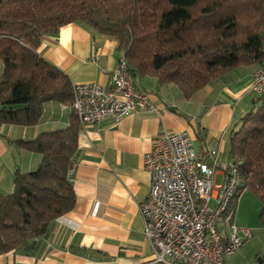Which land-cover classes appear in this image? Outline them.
Wrapping results in <instances>:
<instances>
[{
	"label": "trees",
	"instance_id": "1",
	"mask_svg": "<svg viewBox=\"0 0 264 264\" xmlns=\"http://www.w3.org/2000/svg\"><path fill=\"white\" fill-rule=\"evenodd\" d=\"M73 23L113 38L130 72L175 84L187 99L235 69L264 63V0H0V127L37 125L47 102L73 108L70 78L38 53L46 37ZM81 127L73 109L66 129L9 141L42 159L36 170L15 173L11 193L0 191V256L42 253L57 220L75 208ZM227 157L242 189L261 201L264 228V92L231 133Z\"/></svg>",
	"mask_w": 264,
	"mask_h": 264
},
{
	"label": "crops",
	"instance_id": "2",
	"mask_svg": "<svg viewBox=\"0 0 264 264\" xmlns=\"http://www.w3.org/2000/svg\"><path fill=\"white\" fill-rule=\"evenodd\" d=\"M38 53L66 73L73 85L109 86L111 70L123 57L113 38L78 23L65 25L58 35L46 37ZM3 68L0 61V76ZM256 68L235 69L191 99L185 98L175 84L136 75L138 90L161 107L160 113L136 111L119 121L108 118L92 127L82 126L72 174L75 208L57 220L42 253H7L0 256V264L153 263L155 257L145 239L140 212L151 187L144 155L152 151L155 138L188 133L199 155L219 149L221 160L230 161V135L258 96L250 89ZM72 113L71 106L51 101L44 104L37 125L0 127L1 192L11 193L15 173L36 170L42 159L38 153L9 141H34L41 133L66 129ZM236 216L234 223L251 230L252 238L235 255L225 258V264H260L264 261V228Z\"/></svg>",
	"mask_w": 264,
	"mask_h": 264
},
{
	"label": "built area",
	"instance_id": "3",
	"mask_svg": "<svg viewBox=\"0 0 264 264\" xmlns=\"http://www.w3.org/2000/svg\"><path fill=\"white\" fill-rule=\"evenodd\" d=\"M250 89L264 92V63L253 73ZM73 109L83 127L108 118L119 121L136 111H161L138 90L124 56L111 70L109 86L74 85ZM143 162L151 187L140 212L155 257L151 264H225V258L252 238L251 230L234 223L236 195L246 191L238 166L221 160L219 149L211 148L201 156L188 133L172 134L155 138ZM223 216L224 222H219Z\"/></svg>",
	"mask_w": 264,
	"mask_h": 264
},
{
	"label": "rangeland",
	"instance_id": "4",
	"mask_svg": "<svg viewBox=\"0 0 264 264\" xmlns=\"http://www.w3.org/2000/svg\"><path fill=\"white\" fill-rule=\"evenodd\" d=\"M240 120L237 121V129L239 128ZM262 209V203L254 192L251 190L245 191L239 199V203L236 209L237 216L247 218L251 223H256L257 225H261L260 222V213ZM225 216H223L219 222H224ZM221 223L218 228L221 230Z\"/></svg>",
	"mask_w": 264,
	"mask_h": 264
}]
</instances>
